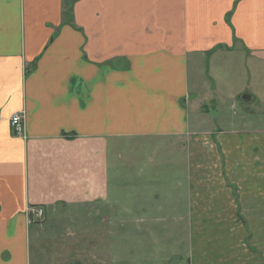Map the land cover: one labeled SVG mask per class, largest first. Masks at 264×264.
<instances>
[{"label":"crops","instance_id":"0c3cea01","mask_svg":"<svg viewBox=\"0 0 264 264\" xmlns=\"http://www.w3.org/2000/svg\"><path fill=\"white\" fill-rule=\"evenodd\" d=\"M212 204L253 226L264 264V0H0V264H36L49 241L111 253L117 236L156 253L165 237L190 259ZM62 210L91 232L57 243Z\"/></svg>","mask_w":264,"mask_h":264},{"label":"rangeland","instance_id":"374dc122","mask_svg":"<svg viewBox=\"0 0 264 264\" xmlns=\"http://www.w3.org/2000/svg\"><path fill=\"white\" fill-rule=\"evenodd\" d=\"M200 159L201 158H197V161ZM228 160L231 163L232 160H234V156L229 157ZM212 164H216V162L211 163V165ZM217 168L218 167H216V169ZM212 173L211 178H209L207 182L216 186V188L213 189V194L217 197L221 196L223 198L226 192H229L230 190L227 191L223 189L225 181L219 170L218 172L212 170ZM227 175L234 180V172L228 173ZM198 176L203 178V174L201 173ZM229 195L232 197L231 194ZM64 213L69 215H64L62 210L60 213V215L63 216L62 219H56L57 221H53L52 223L54 232L60 235L53 237L57 243L63 242V231L66 233L65 231L73 230V232L78 231L77 233L82 232L84 235L91 232L93 228L92 222L84 215H76L72 217L73 215L68 211H64ZM81 213L84 212L82 211L80 214ZM45 215L46 212L44 211L42 217H36L32 220V223L34 222L39 225L40 227L38 226L37 228L43 231L46 230V227H41V224L44 223L43 218H45ZM234 219L235 206L232 204L199 206L196 219V235L193 240L195 241L194 247L196 250L199 249L198 252L200 253H196V257L193 253H190V259L186 250L187 246L184 244H176V241L171 244L167 241L168 238L166 239L165 237L163 238L165 242V244H163L164 247H162L163 250L156 253L152 251L145 252V250L141 251L143 247L141 246V240L145 242L146 239L137 237H124L123 239V237L119 238L118 236L116 239L113 238L116 243L113 247V249H115L111 253L101 252L94 254L84 252L75 254L69 253V251L63 252V243L59 246L53 247L51 241H49L50 245H44L46 250L42 251L40 248L35 249L33 252V258L35 257L36 264H255L258 261V257L251 253L248 249L249 244L246 243L247 238L250 237L249 230H252L253 226L251 227L250 225L251 229H249L245 225L243 226L241 221H238L237 223ZM102 227L107 226L105 224L100 228L102 229ZM133 228H135L134 224ZM256 228H259L261 232H264V220H259L256 224ZM177 231L179 230L177 229ZM118 233L120 234V232ZM67 239L68 241H73L74 239L77 241V238L71 236ZM78 239L88 242L90 237L79 236ZM157 239L158 241L162 240L161 237ZM181 239L182 238L179 240ZM120 240H122V242H120ZM169 240L172 241L171 238ZM256 242L259 245H264V239L261 240L260 237H256ZM80 248L90 249L91 246L84 245ZM53 249H59L60 251H53ZM178 249H180V251Z\"/></svg>","mask_w":264,"mask_h":264},{"label":"built area","instance_id":"2783aa9c","mask_svg":"<svg viewBox=\"0 0 264 264\" xmlns=\"http://www.w3.org/2000/svg\"><path fill=\"white\" fill-rule=\"evenodd\" d=\"M10 126L13 130V134L17 136H24L25 129H24V115L22 112H15L12 114L10 118ZM44 214V209L42 207L36 208H29L28 216L29 220L32 222L33 219L36 217H42Z\"/></svg>","mask_w":264,"mask_h":264}]
</instances>
